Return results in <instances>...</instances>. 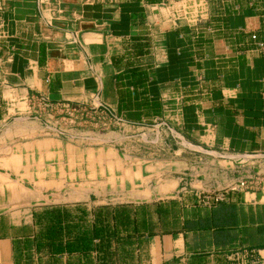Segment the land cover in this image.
<instances>
[{
	"label": "crops",
	"instance_id": "0c3cea01",
	"mask_svg": "<svg viewBox=\"0 0 264 264\" xmlns=\"http://www.w3.org/2000/svg\"><path fill=\"white\" fill-rule=\"evenodd\" d=\"M35 98L106 108L86 128L123 133L109 186L124 201L91 202L107 185L85 157L111 148L54 137L70 125ZM151 135L179 140L174 157L135 158ZM263 160L264 0H0V264H264ZM52 210L57 243L85 250L42 244Z\"/></svg>",
	"mask_w": 264,
	"mask_h": 264
},
{
	"label": "rangeland",
	"instance_id": "374dc122",
	"mask_svg": "<svg viewBox=\"0 0 264 264\" xmlns=\"http://www.w3.org/2000/svg\"><path fill=\"white\" fill-rule=\"evenodd\" d=\"M91 123V122H90ZM67 125V124H66ZM62 130H64L67 134L65 136H54L56 138H59V140L63 142H70V144L78 149L84 150V149H98V148H111L109 150L105 151H93L90 150L88 151L85 160L87 167L92 168L93 171L96 170L97 173L100 172V175L97 174H89L87 178H93L92 180H89V183H92L96 181L95 177H101L104 178L103 184L107 185V187H103L104 189L102 192H100V196L97 197L93 193V197L91 202H96V201H101V202H106V203H112V202H118V201H124L125 199H117L115 195L112 192V189L110 186L113 184V174L112 169L115 167L112 157H113V152L112 149L116 150V152L120 155L123 154V145H126V141L124 143H118V140L116 139H121V136H117V134L123 135L122 132H114L115 130L117 131L118 127L112 126V127H92L88 125V128H85L84 125L80 126L77 122L74 123L73 125L69 126L66 128V126L63 127V125L60 126ZM111 132H114L111 133ZM45 134H49L46 131H44ZM140 134V133H139ZM71 135V136H70ZM111 136L112 138H116L111 142ZM72 137V138H71ZM120 137V138H119ZM135 142L133 143L132 146L135 149V158L143 159L139 157V155H144L150 157L151 162L156 161V160H161L165 159L166 161H169L170 157H174L172 151H175L176 149H179V143L180 141L177 140L176 144L172 142H166L157 144V141L154 140V137L151 135L150 138L148 139L151 141L149 144H142L139 142L137 138H135ZM138 140V141H137ZM183 146L188 147V145L185 142H182ZM73 158V156H72ZM192 159H188L187 162L190 163ZM264 161V160H263ZM141 162L138 161V165ZM105 164V166H103ZM264 164V163H262ZM118 164H116L117 166ZM122 166V164H120ZM123 170V169H121ZM82 178H85L86 175L81 176ZM119 180L121 181H130L133 182L134 180L141 179L140 174H121L119 176ZM80 178V177H79ZM95 179V180H94ZM117 179V178H116ZM97 181H100L97 179ZM79 184L81 181L79 179H74L70 182L66 181L67 188L68 184ZM110 185V186H109ZM89 188V186H88ZM65 189V188H64ZM67 190V189H65ZM95 192L93 189L88 190V192ZM112 194L114 196H112ZM138 194V193H137ZM93 210V208L90 209V211Z\"/></svg>",
	"mask_w": 264,
	"mask_h": 264
},
{
	"label": "built area",
	"instance_id": "2783aa9c",
	"mask_svg": "<svg viewBox=\"0 0 264 264\" xmlns=\"http://www.w3.org/2000/svg\"><path fill=\"white\" fill-rule=\"evenodd\" d=\"M250 38L251 40H254L255 36L252 35L250 36ZM257 48L259 50H262L263 44L258 43ZM33 104L41 110L51 111L53 109L52 111H55L56 113L60 114L62 122L70 126L77 122L80 126L84 125V127L86 128L88 120L94 119L95 116H97V118L105 117V116H108L110 118V114L108 113L106 108L102 106L93 105V106H90L89 108L84 107V106H70L67 104H59L56 106H51L45 100L41 98H35L33 100ZM46 129L50 131L56 137L69 135L60 128L54 129V128L46 127ZM244 187H245L244 182H238L237 186H229L217 192L203 193L200 196H198V201L204 207H211L214 204L227 201V194L229 192H234L237 189H242Z\"/></svg>",
	"mask_w": 264,
	"mask_h": 264
},
{
	"label": "trees",
	"instance_id": "16d2710c",
	"mask_svg": "<svg viewBox=\"0 0 264 264\" xmlns=\"http://www.w3.org/2000/svg\"><path fill=\"white\" fill-rule=\"evenodd\" d=\"M47 214V212H46ZM51 217H54V222L52 223V225L48 228H46L42 233H40L41 235V242L43 245L48 246V248H50L51 250L55 251V252H60L62 250L65 251H71L73 248H78L80 250H85L86 245H87V241L84 239V237H79L75 243V246L72 245V243H64L63 245H61L60 243H57L59 241V237L61 235V230L59 228V226L61 225L59 223L60 218H64L62 215H60L59 211L57 210H52V211H48V214ZM60 217V218H59ZM109 232V228L106 227V225L101 226L98 229V233L99 234H108ZM92 236H95V230L92 229ZM73 247V248H72Z\"/></svg>",
	"mask_w": 264,
	"mask_h": 264
}]
</instances>
